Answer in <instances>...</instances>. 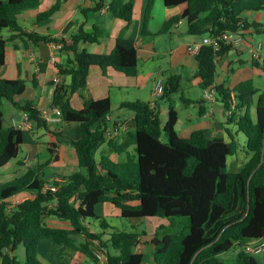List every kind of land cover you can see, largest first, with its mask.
<instances>
[{"label":"trees","instance_id":"obj_1","mask_svg":"<svg viewBox=\"0 0 264 264\" xmlns=\"http://www.w3.org/2000/svg\"><path fill=\"white\" fill-rule=\"evenodd\" d=\"M107 1L99 0L97 9ZM41 2L0 0V70L6 63L5 30L13 32L9 41L24 35L34 43H63V49L73 53L66 65L59 68V73L69 76L71 82L56 87L52 108L59 109L62 121L75 125L81 133L79 140L68 142L76 151L80 171L62 177V182L50 183L42 173L45 167L40 166L13 182L0 184V264H20V247L25 249V264H42L38 255L43 241L81 251L96 264H100L96 256L99 246L106 255L105 264H142L144 255L137 248L145 233L113 232L105 217L96 213V208L105 203L119 209L124 219H187L182 230L157 233L152 238L153 264H226L220 256L237 246V264H261L245 252L244 246L264 240V92L258 95L254 116L250 106H243L246 95L258 93L251 81L232 91L215 87L227 114L231 111L232 95L237 102L236 109L228 115L229 123H236L238 131L245 135L251 155L238 171H228L229 157L239 150L236 138L227 142L222 137H209L206 131H197L188 139L180 137L176 130L178 113L173 105L163 124L151 104L140 100L122 103L120 109L135 114V133L131 142L108 141L111 99L95 100L82 92L87 89L93 66L101 68L104 76L113 68L127 77H137L139 58L135 42L119 38L110 54L100 55L80 48L82 44L100 42L102 32L98 28L92 33L81 28L69 44L26 33L19 17L39 8ZM155 2L148 0L143 35L148 34ZM164 4L169 8L183 6L184 10L165 22L158 35L169 33L180 22H186L187 33L192 37L234 34L246 26L243 14L264 11V0H164ZM135 6L136 0H110L108 9L130 26ZM60 10L58 2L40 13L36 22L43 23ZM233 48L232 44H221L219 50L212 45L200 48L196 56L197 76L203 89L214 87L217 60ZM262 67L264 71V58ZM179 88L180 77H170L163 94L170 97ZM26 90L22 79L0 78V169L16 160L24 145V132L4 125L5 103L28 114L36 128L48 129V122L33 102L23 100ZM76 94L83 99L82 109L72 105ZM107 141L113 152L127 155L125 162H115L107 156L96 161L95 153ZM132 145L135 155L128 152ZM49 151L55 154L54 148ZM23 198L22 202L11 204ZM50 218L69 222L72 229L49 226ZM95 223H100L101 231L92 229ZM79 236L85 241L77 246Z\"/></svg>","mask_w":264,"mask_h":264},{"label":"crops","instance_id":"obj_2","mask_svg":"<svg viewBox=\"0 0 264 264\" xmlns=\"http://www.w3.org/2000/svg\"><path fill=\"white\" fill-rule=\"evenodd\" d=\"M58 2L61 3V10L58 13L43 23L36 22L40 13L51 9ZM98 3L99 0H42L39 8L23 13L19 20L26 33H37L68 44L81 28L88 33L98 28L102 32L100 42L82 44L80 48L100 55L110 54L119 38L131 39L135 42L139 58L137 77H127L113 68H109L107 75L104 76L101 68L93 66L89 72L87 89L82 92L84 96L95 100L111 99L112 113L109 116L108 141L113 140L118 144L132 141L135 133V114L120 109V105L124 102L140 100L151 105L154 103L152 106L159 114L167 109L165 124L169 117L170 105L174 104V94L170 97L163 94L160 97L156 95V88L159 84L164 86L166 81L173 76L180 77V88L175 93L178 95L180 104L178 107L174 106L178 113L176 130L180 137L188 139L197 131H206L209 137H222L230 142L232 137H235L234 133L236 137L238 136V126L236 123H229L227 109L221 97L208 100L203 95L202 80L197 76V55L189 50V47L194 44L201 45L203 37L188 35L186 22L175 25L165 35H158L165 22L183 13V6L169 8L165 6L164 0H156L148 24V34L143 35L144 13L148 0H136L134 20L130 26L111 14L108 9L110 0L101 9H97ZM248 13L243 14V20L246 22L245 28L233 34L234 48L217 60L214 87L222 86L232 91L239 84L251 81L258 91L256 95H259L261 93L255 86V78H264L262 67L264 22L258 12ZM12 34L11 30L3 32L4 39L8 41L6 63L0 70V78L22 79L26 82L27 90L23 100L33 102L35 108L48 122V129H38L30 120L31 128L22 130L24 145L20 152L24 148V156L21 159L18 156L9 164L13 163L15 171L21 173L20 177L31 169L44 166L42 173L45 174L47 181L62 182V177L80 171L76 151L68 142L79 140L81 133L75 125L64 123L61 116L55 113V109L52 108V99L59 84L68 85L71 82L69 76L59 73V68L66 65L68 59L73 57V53L64 50L63 43L54 41L34 43L24 35L15 41H9ZM53 58L55 62H52ZM144 59L156 65V69L145 71ZM55 79H59V83L55 82ZM256 95H246L243 105L250 106L254 116L258 100V97L254 100ZM71 102L76 109H82L83 99L79 94L74 95ZM177 102L179 103L178 100ZM6 105L11 106L14 112H9L10 117L6 119L4 113V125L16 128L15 123L24 122L25 112L15 109L10 103H5L4 107ZM7 108L10 109V107ZM113 108H116L114 114ZM108 141L97 151L101 150L104 153L102 156L109 157L106 155L108 154L106 146H108L110 156L116 155V160H119L117 156L123 158V161L116 162H125L127 155L113 152ZM49 148H54V155L50 153ZM134 148V145L128 148V152L132 155H134ZM6 167L0 169V177L5 176ZM21 200L23 201L24 198ZM105 204H102V208ZM47 225L72 229L69 222L55 218L48 219ZM152 238L143 236L142 244L137 248L138 252L143 253L144 261L148 263H154ZM84 241L85 238L79 236L76 238V245L80 246ZM18 251L25 260V249L20 247ZM39 257L44 260L45 264H96L81 251L56 247L50 241L41 242Z\"/></svg>","mask_w":264,"mask_h":264},{"label":"rangeland","instance_id":"obj_3","mask_svg":"<svg viewBox=\"0 0 264 264\" xmlns=\"http://www.w3.org/2000/svg\"><path fill=\"white\" fill-rule=\"evenodd\" d=\"M246 14H249V13H246ZM258 14L261 16L264 22V11L258 12ZM263 38H264V34H263ZM144 61H145L144 62L145 71H149L150 69H153V70L156 69V65L154 66V64H152L151 61H148L147 59H144ZM255 86L259 89L260 93L264 92V78L263 77L255 78ZM177 96H178L177 94L173 95L174 104L173 103L172 104L175 107H178V105L180 104V100L177 98ZM257 97L258 95L254 97V100H256ZM177 100L179 101V103L177 102ZM7 107H10V109H8ZM13 110L14 109H12V107L9 105H6V107H3V111L5 113V119L10 117L9 112L10 113L11 111L14 112ZM167 111H168L167 109H164V112L160 114V119L163 122V124L165 122V115H168ZM115 112H116V108L115 109L113 108V114ZM234 136L239 143V150L235 156L229 157L228 159V171L229 172L238 171L251 158V155L248 153L247 148H246L247 139L245 135L239 132L237 137L235 133H234ZM106 151L108 153L106 155H108L112 161H115V162L123 161V158L119 156H117V159L119 160H116V155L110 156L108 146H106ZM102 155H104V153H102L101 150L95 153V159L97 162H100ZM134 155H135V152H134ZM23 156H24V148L20 152L19 158L21 159ZM13 166H14L13 163H11L6 167V169H4V172L6 173H5V176L0 177V183H4V184L10 183L20 177L21 173L18 171H15ZM96 213L98 215L105 216L106 222L108 223L109 227L113 230V232H117V231L123 232L124 231V232L130 233V232L138 231L141 233H145L146 237H154L157 233L161 234L165 231H171V230L180 231L183 228H185V226L188 224L187 219H179V218L168 219V218L157 217V218H148V219H124L121 217L120 210L108 203L105 204L103 208H102V205L98 206L96 208ZM172 224L175 226H173ZM92 229L96 231H101L100 223H95ZM239 250L240 248L237 246L233 248L232 250L222 254L220 258L224 260L226 264H237L236 258H237V254ZM100 251L104 252L102 248L99 246V252ZM254 257L261 264H264V253L260 255H254ZM17 258L20 264H25L24 257L21 254V252L19 253V251L17 252ZM38 259L42 262V264H45L44 260L41 257H39V255H38ZM101 260L103 263H106V258L102 257V259H99L100 263H101Z\"/></svg>","mask_w":264,"mask_h":264},{"label":"built area","instance_id":"obj_4","mask_svg":"<svg viewBox=\"0 0 264 264\" xmlns=\"http://www.w3.org/2000/svg\"><path fill=\"white\" fill-rule=\"evenodd\" d=\"M232 41H233V33H227L226 32V33H222L218 36H216V35L206 36L202 39L201 45L194 44V45L189 47V50L192 54L197 55L200 48L203 45H212L215 48V50H219L221 44H232L233 45ZM55 47H57V46H55ZM55 61H56L55 58H53L52 62H55ZM55 82L59 83V79H55ZM163 93H164V86L159 84L156 88V95L161 97L163 95ZM203 95L208 100H215L216 97H218V94H217L215 87H209L207 89H204ZM236 104H237L236 99L233 96L232 104H231V111L228 112V115H231L232 112L236 109ZM152 105H154V103H152ZM55 113L58 116H61V112L59 109H55ZM14 126L16 127V129H19V130H25L28 128L30 129L31 128V121H30L28 114L25 113L23 123H20V124L15 123ZM20 202H22V200L15 199L14 201H12L11 204L16 205ZM244 250L247 254H250L253 256L263 254L264 253V240H256V241L249 242L244 246ZM96 256L98 257V259H102V257L106 258V255L101 251L100 252L96 251ZM106 261H107V258H106ZM101 262H102V260H101ZM142 264H153V263H148V262L144 261Z\"/></svg>","mask_w":264,"mask_h":264}]
</instances>
